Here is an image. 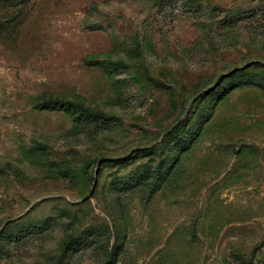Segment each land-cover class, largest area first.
Wrapping results in <instances>:
<instances>
[{"label": "rangeland", "instance_id": "rangeland-1", "mask_svg": "<svg viewBox=\"0 0 264 264\" xmlns=\"http://www.w3.org/2000/svg\"><path fill=\"white\" fill-rule=\"evenodd\" d=\"M0 264H264V0H0Z\"/></svg>", "mask_w": 264, "mask_h": 264}, {"label": "trees", "instance_id": "trees-1", "mask_svg": "<svg viewBox=\"0 0 264 264\" xmlns=\"http://www.w3.org/2000/svg\"><path fill=\"white\" fill-rule=\"evenodd\" d=\"M45 103L47 105H52V106L66 107V109L74 110V111H79V110H85L86 109L80 103L74 102V101H69V100L68 101H63V100H59V99H49V100H46Z\"/></svg>", "mask_w": 264, "mask_h": 264}]
</instances>
